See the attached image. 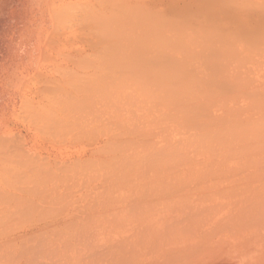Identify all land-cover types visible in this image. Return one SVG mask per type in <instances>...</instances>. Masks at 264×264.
Segmentation results:
<instances>
[{
  "label": "rangeland",
  "instance_id": "rangeland-1",
  "mask_svg": "<svg viewBox=\"0 0 264 264\" xmlns=\"http://www.w3.org/2000/svg\"><path fill=\"white\" fill-rule=\"evenodd\" d=\"M159 143L178 148L154 171L264 196V0H0L4 232L84 222Z\"/></svg>",
  "mask_w": 264,
  "mask_h": 264
},
{
  "label": "bare ground",
  "instance_id": "bare-ground-1",
  "mask_svg": "<svg viewBox=\"0 0 264 264\" xmlns=\"http://www.w3.org/2000/svg\"><path fill=\"white\" fill-rule=\"evenodd\" d=\"M167 144L166 146H169ZM166 146L163 144L160 147L153 145L142 148L132 156L131 170L133 171L129 174L130 177L113 179L116 181L114 183L113 180L110 181L112 184H119L118 188L122 187L120 194L115 192L118 195L114 194V197L107 201L104 199L105 195H100L101 189L95 192L97 194L95 200H98V203L95 202L98 208L95 206V209H99L100 214L103 211L100 218L98 215H96L97 218L87 216L95 211L94 208V210L91 209L93 212L87 209L88 212L83 211L84 214L88 213L85 214L88 218L82 216L84 222L81 221V223L79 218L77 220L74 218L75 221L70 218L67 222L61 220L64 228L59 226L62 227V230L60 228L59 230L55 227V232L49 231V235L39 233L41 231L37 232L38 228L35 231V227L29 231L4 232L2 225L6 223L9 216L5 218L6 221L3 219L4 222L0 218V264H264V196L250 195V191L239 189V184L234 185L226 181L224 184L218 176L216 181L211 179L213 182L211 181L210 184V179L206 177L201 181L209 180V182L207 181V185L202 184L200 176L196 173V170L200 172L201 169H195L193 166L190 168L195 170L197 182H190L192 185L186 190L184 187L190 183L189 180L187 182L188 177L181 174L182 168L178 165L171 166L170 168H173L170 170L167 168L168 171H154L156 164H164V161L171 160L170 156L174 155L172 151L177 152L178 147L173 148L174 145H170L173 149L168 152L170 155H166ZM98 150V154L108 152L107 149L101 151L99 148ZM180 150L178 149V153ZM30 151L28 154L24 151L29 158L32 156ZM164 153L165 155L161 156ZM178 153L175 155L179 159L181 155L179 156ZM34 154V156L37 155ZM160 156L161 159L164 158L163 162L160 161ZM185 156L191 160L189 155L185 154ZM193 157L194 155L192 159H195ZM214 157L216 156L209 155L203 158L204 161L198 159V163L195 160H193L195 163H192L194 166L207 168L219 163L220 159L216 160ZM182 158H180L182 162L188 161ZM212 160L218 163H213ZM222 161L221 164L225 165V161L224 163ZM261 176L262 174L259 177ZM192 186L194 188L191 190ZM92 191L85 194L90 195ZM85 194L79 195L86 197ZM99 197H104L102 200H105L102 208L100 204L103 201ZM73 201L75 204L79 203H76L75 199ZM13 207L17 212L18 208L16 209L15 205ZM67 208L69 209V206H66V211ZM78 210L76 211L80 212L83 209ZM9 211H12V208ZM97 212L96 210V214ZM89 217H92V221L98 220L94 221L96 224L91 223ZM24 218H19V221L21 219L24 221ZM101 221L107 226L103 225V228ZM89 223L92 226H88ZM8 224L4 225L7 229H9ZM45 224L44 227L47 229ZM18 228H20L19 225Z\"/></svg>",
  "mask_w": 264,
  "mask_h": 264
}]
</instances>
